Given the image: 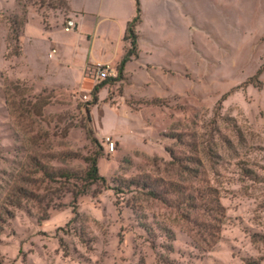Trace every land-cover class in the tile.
<instances>
[{
    "label": "rangeland",
    "instance_id": "1",
    "mask_svg": "<svg viewBox=\"0 0 264 264\" xmlns=\"http://www.w3.org/2000/svg\"><path fill=\"white\" fill-rule=\"evenodd\" d=\"M67 3L0 0V264H264V0H199L169 84L120 104L109 83L90 119L85 74L38 72H67L44 59ZM94 156L84 195L37 168Z\"/></svg>",
    "mask_w": 264,
    "mask_h": 264
},
{
    "label": "crops",
    "instance_id": "2",
    "mask_svg": "<svg viewBox=\"0 0 264 264\" xmlns=\"http://www.w3.org/2000/svg\"><path fill=\"white\" fill-rule=\"evenodd\" d=\"M68 4L69 19L75 21L76 28L65 31L66 40L54 37L58 25L46 29L49 47L44 59L51 60L47 67L51 64L53 69L60 64L67 70L58 81L38 71L49 88L74 89L83 85L88 65L117 68L129 48L125 41L127 26L137 15L136 0H68ZM140 7L141 22L136 28L139 57L125 67V91L119 98L120 104H125L127 98L153 95L155 85L163 89L170 82L171 67L175 74L179 73L176 67L180 64V48L175 49L173 43L184 41L188 21L199 16V0H140ZM94 87L92 83L90 90ZM104 91H100L99 101ZM106 133L115 134V131Z\"/></svg>",
    "mask_w": 264,
    "mask_h": 264
},
{
    "label": "trees",
    "instance_id": "3",
    "mask_svg": "<svg viewBox=\"0 0 264 264\" xmlns=\"http://www.w3.org/2000/svg\"><path fill=\"white\" fill-rule=\"evenodd\" d=\"M137 2V15L136 17L129 22L125 34V41L129 43V48L126 51L125 56L119 63L117 69L119 75L116 79H112L106 83L101 85H96L91 92L92 101L86 104L85 111L87 113V118L90 119V107L96 106L99 102V93L104 87L109 83L115 82H125V75L124 70L126 65L131 62L133 59L139 57V50H138V40L139 35L137 33V26L141 22V7H140V0H136ZM67 7L69 9V4L67 3ZM263 69H260L258 74H261ZM68 158H77L75 155H68ZM87 168L85 171H74L71 169H53L43 163L37 161V168L39 172L43 174L47 179L52 183H63L69 184L73 188V192L77 190L78 194L84 195L86 194V190L99 183L105 182L106 179L99 174L98 169V157H90L86 159Z\"/></svg>",
    "mask_w": 264,
    "mask_h": 264
},
{
    "label": "built area",
    "instance_id": "4",
    "mask_svg": "<svg viewBox=\"0 0 264 264\" xmlns=\"http://www.w3.org/2000/svg\"><path fill=\"white\" fill-rule=\"evenodd\" d=\"M76 28L74 20L69 19L64 25V31L71 32ZM119 75L118 69L111 65L93 64L88 65L85 69V77L91 80L94 85H101L112 79H116ZM83 100H89L88 95L82 96ZM104 145L109 152H113L115 148V142L111 137L104 138Z\"/></svg>",
    "mask_w": 264,
    "mask_h": 264
}]
</instances>
